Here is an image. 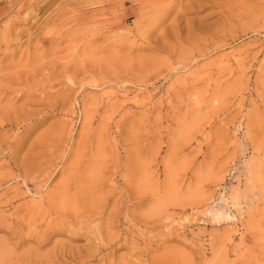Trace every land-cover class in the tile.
<instances>
[{
    "label": "rangeland",
    "instance_id": "rangeland-1",
    "mask_svg": "<svg viewBox=\"0 0 264 264\" xmlns=\"http://www.w3.org/2000/svg\"><path fill=\"white\" fill-rule=\"evenodd\" d=\"M97 1L53 0L38 24ZM169 1L140 49L117 46L137 35L120 12L108 42L67 22L2 61L0 264H264V0Z\"/></svg>",
    "mask_w": 264,
    "mask_h": 264
},
{
    "label": "bare ground",
    "instance_id": "bare-ground-1",
    "mask_svg": "<svg viewBox=\"0 0 264 264\" xmlns=\"http://www.w3.org/2000/svg\"><path fill=\"white\" fill-rule=\"evenodd\" d=\"M7 2L8 6L6 5L5 7H1L0 8V17L4 16L5 14L8 13H14L15 18L11 19L8 21V23L2 27V31L0 32V65H2V61L8 57H12L14 56V48L16 49L19 45H23L21 42L23 41L22 38H25V44H26V48L30 49V47H35L33 49H38L40 47H38L39 44H44L46 42H53L55 44V46L59 45L62 41V37H63V33L62 30L66 28V25L68 23L73 22V26L75 23V26H85L88 24H101L102 26H100V28H95L94 33L90 38L91 40H96L98 38H103L105 42H108L109 39L111 38L110 36H113L112 33L119 29L122 28V21H121V17L119 18V13L120 12H126L129 15H131L134 19V28L136 29L137 35H133L134 36V40L132 41H128L126 39V37H121V39L119 40V44L117 43L118 40H116L117 42V46L119 48H123L126 45L129 44V48H134L136 46L137 43L140 42L139 45V49L140 46H144L150 43H156L157 41L161 40V36L157 39V41H153V36L155 33V29L159 27V25L164 22V20L166 21V18L169 17L170 12L171 11H176L174 10V5L171 6H162L163 2H165L166 0H127L130 3V6L127 9H122L123 8V4H122V0H100L97 2H93L92 6L93 8H86V9H78L77 11H69L70 9L65 10V6L64 7H59L54 15L51 17L50 22L44 23L43 25L38 24V19L40 18V15L43 14L44 12H46L48 10V8L50 7V5L53 3V0H28V2L24 5H21L18 9L15 10V8L18 6V4L21 2V0H0L1 2ZM212 0H192L190 3L180 7L181 10L187 11V12H192L194 13H198L200 10H203L204 8H206V3L207 5L211 3ZM225 1V0H224ZM91 2V1H90ZM168 2H170L168 0ZM205 3V4H202ZM222 2V1H221ZM224 3V2H223ZM128 4V3H127ZM229 4V3H228ZM167 5V4H166ZM224 5V4H221ZM227 5V4H226ZM225 5V8H226ZM220 6V5H219ZM229 6V5H227ZM233 6V5H232ZM88 7V6H85ZM65 8V9H64ZM180 8L178 10H180ZM223 8V7H222ZM224 8V9H225ZM232 8V7H231ZM95 9H100L102 12H106L107 13H102V14H98L95 12ZM227 9V8H226ZM177 10V11H178ZM182 11H178V14L175 15V19L174 20H178L182 15ZM225 11V10H224ZM229 11V10H228ZM227 11V12H228ZM75 12V13H73ZM186 12V13H187ZM226 12V13H227ZM101 13V12H100ZM176 13V12H175ZM184 12V14H186ZM230 16V15H229ZM47 21V20H46ZM68 22V23H67ZM177 22L174 21V23L170 26L169 29L172 30L173 37L176 39L178 37L179 34H181L182 32L185 35H183V41L189 42L192 41L193 39V35L192 32L194 30H200V26L199 25H186V27L181 28L180 25L176 24ZM198 24V23H197ZM69 25V24H68ZM170 25V24H169ZM183 25V24H182ZM72 26V25H71ZM89 26V25H88ZM197 26V27H194ZM70 27V25H69ZM77 27L75 28V30L77 29ZM96 27V26H94ZM126 28V27H125ZM89 29V28H88ZM91 29V28H90ZM93 29V28H92ZM70 30V29H68ZM74 30V28H73ZM81 30V28H80ZM168 30V29H167ZM64 31V30H63ZM72 31V28H71ZM70 31V32H71ZM77 31V30H76ZM88 31V30H87ZM126 31H128V33H131L133 31V28H126ZM157 31V30H156ZM159 31V30H158ZM217 31V30H216ZM82 33V31H80ZM120 32V31H118ZM171 32V33H172ZM66 33V32H65ZM64 33V34H65ZM78 33V32H77ZM79 33V34H81ZM179 33V34H178ZM196 33V32H195ZM198 33V32H197ZM203 33V32H202ZM71 34V33H70ZM73 34V33H72ZM76 34V33H75ZM74 34V35H75ZM84 34V33H83ZM114 34V33H113ZM157 34V33H156ZM165 34V33H164ZM117 35V34H116ZM130 35V34H127ZM126 35V36H127ZM162 35V34H161ZM203 35V34H202ZM78 36V35H77ZM119 36V35H118ZM159 36V35H158ZM168 36V34L166 35ZM196 36V35H195ZM204 36V35H203ZM66 37V36H65ZM74 37V36H73ZM84 37V36H83ZM82 37V38H83ZM165 37V35H164ZM162 37V38H164ZM207 37V36H206ZM205 37V38H206ZM209 37V36H208ZM218 37V36H217ZM81 38V37H80ZM118 38V37H117ZM170 38V37H169ZM199 38V35H198ZM204 38V37H203ZM165 39V38H164ZM181 39V38H180ZM208 39V38H207ZM22 40V41H21ZM80 40V39H79ZM156 40V39H155ZM166 40V39H165ZM171 40V39H170ZM198 40V39H197ZM200 40V39H199ZM81 41V40H80ZM115 41V40H114ZM164 41V40H163ZM169 41V40H167ZM173 43L175 42L174 40H172ZM171 41V44H172ZM182 41V42H183ZM102 42V41H101ZM195 42V41H194ZM52 43V44H53ZM63 43V42H62ZM162 43V42H161ZM178 43V42H177ZM184 43V42H183ZM24 44V45H25ZM57 44V45H56ZM160 44V43H159ZM176 44V43H175ZM189 44V43H188ZM192 44V43H190ZM205 44V43H204ZM45 45V44H44ZM164 45V44H161ZM88 46V45H87ZM169 46V45H168ZM167 46V47H168ZM38 47V48H37ZM42 47V46H41ZM105 47V45L103 46ZM164 46H162L163 48ZM183 47V46H182ZM191 47V46H190ZM21 48V47H20ZM25 48V49H26ZM100 48V47H99ZM114 48V47H113ZM137 48V47H136ZM170 48V46H169ZM176 48V47H175ZM180 48V47H179ZM22 49V48H21ZM32 49V48H31ZM45 49V48H44ZM58 50V47L56 48ZM87 49V48H86ZM112 49V48H111ZM127 49V48H126ZM143 49V48H142ZM148 49V48H147ZM163 49H166L163 48ZM178 49V46H177ZM19 50V49H18ZM42 50V49H41ZM54 50V49H53ZM174 50V49H173ZM176 50V49H175ZM86 51V50H85ZM104 51V48H103ZM117 51V50H114ZM134 51V50H133ZM165 51V50H164ZM168 52V50H166ZM19 52V51H18ZM42 52V51H41ZM45 52V51H44ZM174 52V51H173ZM171 52V53H173ZM16 53V52H15ZM47 53V52H45ZM74 53V52H73ZM85 53V52H84ZM112 53V52H111ZM136 53V52H135ZM169 53V52H168ZM89 54V52L87 53ZM86 54V55H87ZM115 55V53H113ZM117 54V53H116ZM176 54V52H175ZM174 54V55H175ZM26 55V52H25ZM41 55H43V53H41ZM123 55V54H122ZM126 55V54H125ZM130 55V54H129ZM181 55V54H180ZM23 56V55H22ZM37 56V55H36ZM46 56V55H45ZM47 56H50L47 55ZM52 56V54H51ZM83 56V55H82ZM94 56V55H93ZM113 57V56H111ZM196 57V56H195ZM90 58V56H89ZM118 58V57H117ZM116 58V59H117ZM191 58V57H190ZM16 59V56H15ZM42 59V58H41ZM87 59V58H85ZM102 59V58H100ZM99 59V60H100ZM107 59V58H105ZM113 59V58H112ZM115 59V60H116ZM123 59V57H122ZM18 60V59H17ZM83 60V59H82ZM88 60V59H87ZM110 60V59H109ZM129 60V59H128ZM5 61V60H4ZM16 61V60H15ZM77 61V60H76ZM85 61V60H84ZM95 61V60H94ZM104 60L102 59L101 62H103ZM111 61V60H110ZM114 61V59H113ZM126 61V60H125ZM14 62V61H13ZM88 62V61H87ZM93 62V61H92ZM105 62V61H104ZM123 62V61H122ZM2 63V64H1ZM12 63V62H10ZM39 63V62H38ZM110 63V62H109ZM112 63V62H111ZM115 63V62H114ZM116 63H118V61H116ZM128 63V62H127ZM19 64V63H18ZM17 64V65H18ZM95 64V63H94ZM11 65V64H10ZM99 65V64H98ZM105 65V64H104ZM109 65V64H107ZM112 65V64H111ZM179 65V64H178ZM181 65V64H180ZM13 66V65H12ZM110 66V65H109ZM187 66V65H186ZM57 67V65H56ZM61 67V66H60ZM91 67V66H90ZM108 67V66H107ZM112 67V66H111ZM120 67H122V64L120 65ZM151 67V66H150ZM155 67V66H154ZM179 67V66H178ZM177 67V68H178ZM2 68V66H1ZM15 68V67H14ZM17 68V67H16ZM24 68V67H23ZM58 68V67H57ZM56 68V69H57ZM63 68V67H62ZM113 68V67H112ZM124 68V67H123ZM19 69V68H18ZM38 69V68H37ZM106 69V67H105ZM108 69V68H107ZM111 69V68H110ZM115 69V68H113ZM127 69V68H126ZM139 69V68H138ZM21 70V69H20ZM58 70V69H57ZM55 70V71H57ZM61 70V69H60ZM63 71V70H62ZM127 71V70H126ZM144 71V70H143ZM16 72V70H15ZM59 72V70H58ZM92 72V71H91ZM90 72V73H91ZM102 72V71H101ZM113 72V71H112ZM124 72V71H123ZM130 72V71H129ZM20 73V72H19ZM23 73V72H22ZM28 73V72H27ZM26 73V74H27ZM56 73V72H55ZM100 72H98L99 74ZM118 73V72H117ZM141 73V72H140ZM149 73V72H148ZM151 73V72H150ZM153 73V72H152ZM169 73V72H168ZM18 73H16L15 75H17ZM26 74H22V75H26ZM105 74V73H104ZM128 74V73H127ZM134 74V72H133ZM147 74V73H146ZM21 75V74H20ZM35 75H37L35 73ZM160 75V74H159ZM106 76V75H105ZM131 76V75H130ZM133 76V75H132ZM137 76V75H136ZM1 77V76H0ZM6 77V76H5ZM31 77V76H30ZM100 77V75H99ZM153 77V76H152ZM25 79V78H24ZM9 80V79H8ZM140 80V79H139ZM142 80V79H141ZM98 85V84H96ZM27 88V87H26ZM32 88H36L34 86L31 87ZM38 88V85H37ZM42 88V87H41ZM39 89V88H38ZM37 89V90H38ZM30 91V89H28ZM23 92V91H22ZM26 92V91H25ZM24 92V93H25ZM34 92V91H33ZM32 92V93H33ZM12 178V177H11ZM14 178V177H13ZM12 178V179H13ZM10 181V180H9ZM6 182V181H5ZM7 183V182H6ZM4 183V184H6ZM16 196V195H15ZM8 203V202H6ZM29 213V212H28ZM27 214V211H26ZM29 215V214H28ZM1 216V215H0ZM29 217V216H28ZM18 218V217H17ZM9 220V219H8ZM13 220V219H12ZM19 220V219H18ZM20 221V220H19ZM1 222V221H0ZM24 222V221H22ZM3 223V222H2ZM27 223V222H26ZM29 224V223H28ZM2 224L0 223V226ZM21 225V224H20ZM6 226V225H4ZM9 226V225H8ZM28 226V225H27ZM30 227V226H29ZM3 228L6 227H2L1 230H3ZM10 227H8L9 230ZM16 229V227H15ZM63 229V228H62ZM11 230V229H10ZM15 232V230H13ZM27 231V230H26ZM29 231V229H28ZM12 232V230H11ZM25 233V232H24ZM17 234V233H16ZM21 234V233H20ZM26 234H28L30 236V234L28 232L25 233V236L28 238L29 236H27ZM12 235V234H11ZM15 235V233L13 234ZM23 235V232H22ZM50 235V234H49ZM48 235V236H49ZM16 236V235H15ZM19 236V235H18ZM24 236V237H25ZM32 236V234H31ZM30 236V239H31ZM24 237H21L22 239H24ZM33 237V236H32ZM18 238V237H17ZM10 239H13L12 237H10ZM20 239V238H18ZM17 240V239H16ZM15 240V241H16ZM21 240V239H20ZM3 242V241H2ZM16 243V242H15ZM22 243V242H21ZM4 244V243H3ZM20 244V243H19ZM2 246V244H0ZM6 245V244H5ZM3 245V246H5ZM0 246V247H1ZM19 246V245H17ZM6 248L9 249L6 245ZM4 249V248H1ZM5 250V249H4ZM29 251V248L27 249V252ZM31 251V250H30ZM9 252V250H8ZM11 252V251H10ZM23 252H25V250H23ZM25 252V253H27ZM12 253V252H11ZM29 253V252H28ZM10 254V253H9ZM30 254V253H29ZM8 255V254H7ZM6 255V257H8ZM25 255V254H24ZM3 256V253H1L0 257ZM9 258V257H8ZM7 260V259H6ZM9 260V259H8ZM12 262V261H11ZM23 262V261H22ZM18 263V262H16ZM12 264V263H11ZM15 264V263H14ZM22 264H26L22 263ZM31 264V263H30Z\"/></svg>",
    "mask_w": 264,
    "mask_h": 264
}]
</instances>
